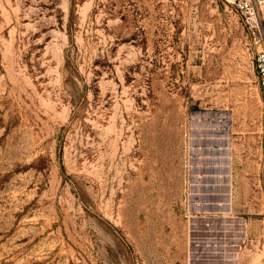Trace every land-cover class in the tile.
<instances>
[{"label":"rangeland","instance_id":"1","mask_svg":"<svg viewBox=\"0 0 264 264\" xmlns=\"http://www.w3.org/2000/svg\"><path fill=\"white\" fill-rule=\"evenodd\" d=\"M256 35L228 0H0V264H264Z\"/></svg>","mask_w":264,"mask_h":264},{"label":"built area","instance_id":"2","mask_svg":"<svg viewBox=\"0 0 264 264\" xmlns=\"http://www.w3.org/2000/svg\"><path fill=\"white\" fill-rule=\"evenodd\" d=\"M241 20L256 31L259 49L254 55L253 67L258 80V93L263 107L261 133L264 143V32L261 19L264 14V0H228ZM264 157V150H263ZM264 159V158H263Z\"/></svg>","mask_w":264,"mask_h":264}]
</instances>
